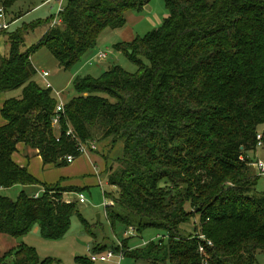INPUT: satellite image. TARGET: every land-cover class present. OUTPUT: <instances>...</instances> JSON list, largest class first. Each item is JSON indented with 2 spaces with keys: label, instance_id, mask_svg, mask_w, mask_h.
Returning <instances> with one entry per match:
<instances>
[{
  "label": "trees",
  "instance_id": "obj_1",
  "mask_svg": "<svg viewBox=\"0 0 264 264\" xmlns=\"http://www.w3.org/2000/svg\"><path fill=\"white\" fill-rule=\"evenodd\" d=\"M163 1L168 15L157 29L116 44L137 65L135 73L115 64L100 76L74 79L77 94L64 103L59 141L51 127L58 98L34 79L31 52L21 51L18 32H0L9 44L8 53H0V93L23 87L22 96L6 99L0 110V188L38 182L13 161L18 143L37 149L45 165L58 166L68 164L67 155L79 156L69 128L83 142L122 141L121 156L106 169L115 186L104 193L112 202L106 218L162 235L136 248L126 237L115 250L148 264H201L197 232L213 243L206 247L208 264H258L264 191L256 189L261 177L248 153L259 147L258 134L264 146V0ZM14 2L0 0V7L8 12ZM143 5L66 0L57 15L61 24L32 49L45 45L70 68L89 57L103 31L123 28L126 13ZM55 13L32 26L50 24ZM44 187L38 197L0 195V233L17 238L35 224L47 239L66 233L78 211L63 195L82 189ZM195 217L198 228L189 233L184 226ZM0 264L50 262L20 243L0 254Z\"/></svg>",
  "mask_w": 264,
  "mask_h": 264
},
{
  "label": "rangeland",
  "instance_id": "obj_2",
  "mask_svg": "<svg viewBox=\"0 0 264 264\" xmlns=\"http://www.w3.org/2000/svg\"><path fill=\"white\" fill-rule=\"evenodd\" d=\"M144 5L141 11H129L126 13V25L118 32L117 30L106 29L98 37L96 45L91 49L88 54L89 57L84 55L80 62L74 64L70 68H63L59 65L57 59L50 52L48 47L45 45H37L42 38L43 34L50 27L48 23L39 24L38 26H32L35 22L45 20L51 13H55L56 5L54 2L45 3V0H16L9 8L7 14L8 20L10 22V27L8 29L9 33L18 32L20 38L22 39L21 51H30V60L32 65L36 69V75L34 79L41 86L45 84V81L39 75L41 71H48L49 76L46 77L47 81L52 85V90L54 92H59V96L63 100H69L74 97L77 93L73 86V81L77 76H100L105 70H107L112 65H118L124 68L130 73H135L137 71V65L129 60L124 54V51L118 47V44L123 38L129 36L130 34H123L124 31L131 33L129 30L132 28L135 32H148L157 29L163 18L168 15V11L165 7L163 0H143ZM133 13V14H131ZM20 16L19 18H17ZM143 17L145 20L143 22L142 18L139 23H134L136 17ZM18 19L13 22V20ZM145 30V31H144ZM145 33H140L142 36ZM8 34H0V53L6 55L9 51V44L7 42ZM99 51L107 53V58L104 60H96L95 55ZM89 58V59H88ZM87 59V60H86ZM89 60L93 62L88 63ZM145 61V60H144ZM23 87L16 89H11L0 93V104L5 102L9 98H20L22 96ZM3 102V104H4ZM3 104L1 106H3ZM2 108V107H1ZM1 110V109H0ZM4 119L0 113V124L4 123ZM107 143V144H105ZM97 150L99 153L104 152L108 159V164H112L114 160L122 154V141H117L112 144L111 141L97 142ZM27 147L29 145L25 144ZM109 145V146H108ZM109 147V148H108ZM30 148V146L28 147ZM31 149V148H30ZM26 149L23 151V156L26 159H32L37 163L35 165V170L37 174H40V182L34 185H25L22 187L13 186L10 188H1L0 195L7 196L12 200H15L18 195L23 192L28 197L39 196L44 193L45 181L55 182L64 177L66 181L77 184V179H86L96 182L95 185L89 186L84 189L83 193L87 199L86 203H80L77 200L76 193L69 194L68 197L71 201L77 202L76 208L78 214L75 213L71 217V223L69 229L66 233L56 239H47L41 234L40 228L35 224L32 229L19 237H17L18 243H23L35 250L38 257L41 260H47L50 264H85L88 261V257L91 253V249L94 251H104L107 249H114L117 245V239L123 241L126 237H130V246L134 247H144L146 243L150 240H156L162 235V232L155 228H148L143 232L134 231L133 235L125 236L124 233L128 229L126 226L120 222L111 224L105 216L104 201H106L103 192L109 193L115 191V186L108 185L106 182L107 174L103 171L104 159L101 157V162L97 160V169L100 171L103 185L102 187L98 184L97 175H88L92 167L86 162V158L81 159L85 161L84 164H80L82 169L80 172L71 170L67 165H52L51 167L42 168L40 162L36 159L35 152L33 150ZM30 150V152H29ZM94 153L93 152H89ZM96 153V152H95ZM91 155V154H90ZM86 156V155H84ZM249 157L254 161L257 157L264 160V146H259L254 153H248ZM95 157L100 156L98 154ZM34 163V162H33ZM78 163V162H77ZM255 174L253 166L248 163ZM34 165V164H33ZM65 167V168H60ZM60 169L59 171L62 175L58 179H54L53 176L47 177L46 174H52L51 171ZM46 172V174H42ZM44 175V176H43ZM45 180V181H43ZM63 180V181H65ZM49 184V183H47ZM82 184V183H79ZM258 191H264V179L258 181L256 185ZM65 195H63V198ZM112 205V204H111ZM110 205V206H111ZM198 218L193 219V224H187L184 227L187 232L193 233V229H197ZM213 245V243H212ZM121 247V244L118 245ZM119 251V250H118ZM208 258L210 259L209 255ZM258 264H264V249H259L256 255ZM89 262V261H88ZM124 264H148L142 262V260H132L127 258L123 262ZM94 264H111L108 262H96Z\"/></svg>",
  "mask_w": 264,
  "mask_h": 264
},
{
  "label": "built area",
  "instance_id": "obj_3",
  "mask_svg": "<svg viewBox=\"0 0 264 264\" xmlns=\"http://www.w3.org/2000/svg\"><path fill=\"white\" fill-rule=\"evenodd\" d=\"M66 0H45V3H50L54 2L56 5V15L53 18V20L50 22L49 26L51 27H56L61 24V19L58 18V14L63 11L64 9V3ZM10 27V23L7 18L6 11L3 6L0 7V32L2 30L7 29ZM95 59L96 60H104L107 58V53L103 51H99L96 53ZM93 61L89 60L88 63L91 64ZM39 75L41 78L45 81V86L47 88H52V85L47 81L46 77L49 76L48 71H41L39 72ZM55 96L58 98V103L56 104V107L54 109V114L51 117V127L53 128V132L56 136V141H59V128H60V121L61 117L64 113V103L65 100H63L59 96V92H54ZM66 135L72 137L75 139L76 147L79 152V156L81 155H88L89 152H93L97 150V142L96 141H88V142H83L80 139L76 138L72 132V129H67ZM261 135H257V140H258V146H261ZM77 157L74 155H67L64 157V159L67 161V163H72ZM250 164L253 166V168L256 171V174L260 176L261 178L264 179V160L262 158L257 157L254 161H251ZM34 197H38L37 195ZM106 199V198H105ZM77 200L80 203H86L87 199L84 195L83 192L77 193ZM112 204L111 201L107 200L104 201V207L106 208L107 206H110ZM128 229L125 231L124 235L125 236H131L133 235L135 228L134 226H128ZM198 239H200V243L198 245V252L202 257V263L201 264H208L207 259H208V254L206 251V247L212 246V241L207 239L203 234H198L196 232L195 234ZM161 237V236H160ZM158 237V238H160ZM126 259V254L125 251L122 250V248L118 250L115 249H107L104 251H94L91 249V253L88 257V260L92 263L96 262H108L111 264H124V260Z\"/></svg>",
  "mask_w": 264,
  "mask_h": 264
},
{
  "label": "crops",
  "instance_id": "obj_4",
  "mask_svg": "<svg viewBox=\"0 0 264 264\" xmlns=\"http://www.w3.org/2000/svg\"><path fill=\"white\" fill-rule=\"evenodd\" d=\"M129 12V11H128ZM131 14H133V13H131ZM140 18H142V20H143V22L145 21L144 19H143V17H136V19H135V21H134V23H139L140 21H141V19ZM126 22H127V19H126ZM124 28V27H123ZM123 28H121V29H118L117 31L118 32H120L121 30L123 31ZM131 33H127V31H124L123 32V34H130L129 36H127V37H125V38H123L120 42H129V41H132L134 38H136V37H142V36H144L146 33L145 32H140V31H137V32H135L132 28H130V30H129ZM145 31V30H144ZM148 32H150V31H148ZM140 33H145V34H143L142 36H140L141 34ZM89 59V58H88ZM87 60V59H86ZM4 102V101H3ZM3 102H1V104H0V109H1V105L3 104ZM3 123H1L0 125H2ZM105 144H107V143H105ZM109 146V145H108ZM29 147V146H28ZM26 145H24V143H18L17 144V149H16V151L12 154V159H13V161L17 164V165H19L20 167H22V168H26L27 170H28V172L35 178V179H37V181L38 182H40V183H42L41 181V179L39 178L40 177V174H37L36 172H35V170H32V167H34V169H36V167H35V165H37V163L35 162V160L33 161L32 159H26L25 158V156H23V151H24V149H26V152H27V154H28V151H27V149H30V148H28ZM109 148V147H108ZM30 150H33L34 152H35V155H36V159L40 162V164H41V166H42V168L44 169L45 167H51L53 164H47V165H45L44 163H43V161H42V158H41V156H40V154H39V152H38V150L37 149H33V148H31ZM30 150H29V152H30ZM106 151V150H105ZM105 151L104 152H101V153H99L98 151H94V153H90V154H88V155H86V156H84V155H81V156H78L72 163H68L67 164V166H68V168L69 169H71V170H75L76 172H80V170L82 169V166H80V164H84L85 163V161H82L81 159H83V158H86V162L92 167V169H93V172H92V170H90V172H88L89 174L88 175H97V177H98V184H99V186L100 187H102V185H103V182H102V178H101V175H100V171L97 169V160H99V162H101V157L105 160L104 161V164L102 165L103 166V171H104V173H106L107 174V171H106V169H107V166H109V164H108V159H106L107 157L105 156ZM96 152V153H95ZM96 154H98L99 156H100V158L99 157H95V155ZM34 162V163H33ZM78 162V163H77ZM34 164V165H33ZM58 168H60V167H58ZM62 168H65V167H62ZM62 168H60V169H62ZM60 169H56V170H53V171H51V173L52 174H46V172H44L43 171V173H41V175L42 174H46L45 176H47V177H51V176H53L54 177V179H58V177H60V175H62L59 171H61ZM44 176V175H43ZM87 177H85V179H77V184H73L72 182H69V181H66L65 179H64V177L62 176V177H60V179H58V180H56V183L55 182H49L50 180H47V181H45V180H43V181H45V184H43L44 186L45 185H55V184H57L59 187H77V188H80V189H82V191L81 192H83L84 191V189H86L87 187H89V186H92V185H95L96 184V182H94V181H90V180H88V179H86ZM63 180H65V181H63ZM106 182H107V180H106ZM47 183H49V184H47ZM79 183H82V184H79ZM108 183V182H107ZM36 184V183H35ZM31 185H34V184H31ZM109 185V184H108ZM15 186H18V185H15ZM22 186H25V185H21V186H19V187H22ZM1 189V188H0ZM5 189H7V188H5ZM44 189H45V187H44ZM72 193H76V195H77V193H79V192H66V193H64V195H65V197H64V200L66 201V202H71V200L69 199V197H68V195L69 194H72ZM105 192H103V194H104ZM36 194H38V195H40V193H36ZM105 197V196H104ZM107 199V198H106ZM105 208V207H104ZM105 216H106V214H105ZM17 238H14V237H11V236H8V235H5V234H2V233H0V254H3V253H5L6 251H8V250H10L11 248H13V247H15V246H17V245H19L20 243H18L17 241ZM121 242L122 241H120L119 239H117V242H116V244L115 245H120L121 244ZM130 248H136V247H134V246H130Z\"/></svg>",
  "mask_w": 264,
  "mask_h": 264
}]
</instances>
